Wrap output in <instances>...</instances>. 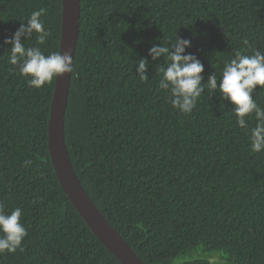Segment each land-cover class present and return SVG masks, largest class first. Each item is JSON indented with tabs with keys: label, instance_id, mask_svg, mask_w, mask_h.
Returning a JSON list of instances; mask_svg holds the SVG:
<instances>
[{
	"label": "trees",
	"instance_id": "trees-1",
	"mask_svg": "<svg viewBox=\"0 0 264 264\" xmlns=\"http://www.w3.org/2000/svg\"><path fill=\"white\" fill-rule=\"evenodd\" d=\"M58 51L61 0H0V203L23 210L22 249L0 264H122L94 235L56 176L47 146L54 79L41 88L4 44L33 11ZM204 65L202 84L237 51L264 52V0H79L64 114L68 157L83 188L146 264H264V152H253L232 105L204 88L191 114L159 87L175 33ZM168 46L171 49V41ZM146 59L147 81L136 73ZM264 108V88L253 92ZM250 127L255 119L247 118ZM26 161H31L30 165ZM198 246L214 260L185 257Z\"/></svg>",
	"mask_w": 264,
	"mask_h": 264
},
{
	"label": "clouds",
	"instance_id": "clouds-1",
	"mask_svg": "<svg viewBox=\"0 0 264 264\" xmlns=\"http://www.w3.org/2000/svg\"><path fill=\"white\" fill-rule=\"evenodd\" d=\"M43 14V9L33 11L27 24L21 23L11 37L4 38L5 45H12L8 62L17 66L20 74L29 78V86L35 88L51 83L64 73H74L73 56L69 51H55L45 55L38 46H26L27 39L22 41V37H32L35 34L37 45L46 43L51 33L40 19ZM190 44L189 39L180 37L176 32L166 46L153 45L149 49L153 60L162 55L165 57V65L158 68L161 74L159 87L170 94L173 108L181 114H191L205 87L209 91H218L221 100H227L233 106L237 125L248 134L252 151L264 152V108L253 98L257 86L264 88V52L256 49L249 55L237 51L233 58L224 63L219 82L217 75L213 74L204 85L201 83L204 65L193 53L186 54V48ZM147 64L146 59H141L136 68L141 81L149 79L146 75ZM253 117L256 123L254 127H250L247 118ZM25 163L30 165L32 162ZM22 213L21 207H14L8 212L5 205L0 203V254L23 250L22 243L28 230L21 223Z\"/></svg>",
	"mask_w": 264,
	"mask_h": 264
},
{
	"label": "water",
	"instance_id": "water-1",
	"mask_svg": "<svg viewBox=\"0 0 264 264\" xmlns=\"http://www.w3.org/2000/svg\"><path fill=\"white\" fill-rule=\"evenodd\" d=\"M79 0H61L58 51L73 58L78 35ZM70 74L54 78L47 122V146L58 181L94 235L122 264H146L91 200L74 172L65 145L64 114Z\"/></svg>",
	"mask_w": 264,
	"mask_h": 264
},
{
	"label": "rangeland",
	"instance_id": "rangeland-1",
	"mask_svg": "<svg viewBox=\"0 0 264 264\" xmlns=\"http://www.w3.org/2000/svg\"><path fill=\"white\" fill-rule=\"evenodd\" d=\"M214 256H215V251H212V252L205 251L203 250L202 246H198L192 252L187 254L185 257H179L176 261L188 260V259H192L196 257H204V258H208L209 260H214L213 258Z\"/></svg>",
	"mask_w": 264,
	"mask_h": 264
}]
</instances>
